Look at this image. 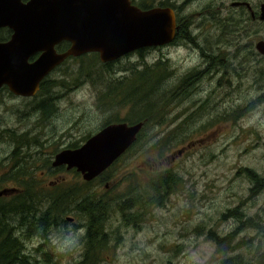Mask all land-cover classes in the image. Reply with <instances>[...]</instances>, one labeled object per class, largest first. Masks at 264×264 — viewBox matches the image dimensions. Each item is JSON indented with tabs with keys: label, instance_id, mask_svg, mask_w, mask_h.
<instances>
[{
	"label": "rangeland",
	"instance_id": "obj_1",
	"mask_svg": "<svg viewBox=\"0 0 264 264\" xmlns=\"http://www.w3.org/2000/svg\"><path fill=\"white\" fill-rule=\"evenodd\" d=\"M235 1L240 0L224 2L226 8L222 9L218 6L220 1L215 0L210 11L215 14L218 6V15L229 20L214 27L192 28L201 34L199 44L203 49L197 53L185 48L169 49L166 66L167 72L170 67L179 74L201 63V68L224 72L228 81L224 84L225 79L206 80L199 91V87L191 89L192 82L183 83L178 77L169 79L172 72H168L169 76L158 86L160 96L154 93L150 98L155 103L151 116L157 123L141 128L132 148L107 170L102 180L99 176L87 186L104 204L106 215L102 209L99 215L105 220L104 232L111 234L103 245L96 246L100 253L93 264H223L228 257H237L228 264H264V258L257 259L249 253L238 257L230 248L233 237L226 236L233 232L231 229L227 233L232 220V227H255L253 233L258 232L261 239L264 234V189L250 193L249 189L256 185L249 182L246 173L250 169L264 179V104L258 108L259 104L247 106L258 97V88L264 87V80H260L264 62L255 50V44L264 40V24L234 20L230 5ZM248 1L258 5L262 0ZM150 2L137 0L136 4L149 8L163 0ZM185 6L195 7L190 2ZM185 40L188 44L187 37ZM163 45L150 48L145 55L149 56L148 65L167 54ZM204 53L212 59H202ZM84 55V59L72 58L57 70L49 78L56 83L50 84L47 92L41 84L37 101L51 102L53 113L43 118L38 112L40 119H32L36 132L32 131L31 136L39 135L37 152L42 153L33 168L25 170V193L31 196L33 209L28 213L25 208L20 219L10 221L23 240V254L30 255L34 264H44L40 262L42 252H49L56 264H76L81 260V240L87 231V219L78 216L79 200L73 202L74 191L79 199L83 180L75 170L66 171L65 165L54 169L51 163L55 155L80 148L105 127L106 120L137 118L132 105L123 99L119 83L139 63L137 55L131 52L105 64L96 53ZM118 71H125V76L116 78L113 73ZM247 83L250 88L242 90ZM219 86L230 87L231 92L226 94ZM7 92L2 95L5 102L19 104L24 116L15 121L13 114H4L1 119L8 127L20 125L26 129L31 121L25 117L29 101L7 100ZM20 108L9 110L16 112ZM29 112L31 117L33 111ZM207 114L208 119L204 117ZM119 123L126 122L110 124ZM165 170L178 176L177 188L157 200L148 187ZM70 189L73 193L68 192ZM121 201L127 202L124 215L119 208ZM42 221L48 227L45 230L41 229ZM237 236L236 242L241 240ZM65 238L79 243L71 253L62 255L56 247ZM261 239L253 240L251 246L259 245ZM238 248L245 245L235 249ZM261 250L264 254V242Z\"/></svg>",
	"mask_w": 264,
	"mask_h": 264
},
{
	"label": "water",
	"instance_id": "obj_2",
	"mask_svg": "<svg viewBox=\"0 0 264 264\" xmlns=\"http://www.w3.org/2000/svg\"><path fill=\"white\" fill-rule=\"evenodd\" d=\"M124 5V6H123ZM165 11L141 12L129 0H0V27L13 30L12 39L0 43V87L7 85L18 96H31L39 83L66 58L98 53L110 62L135 50L163 45L174 35L173 22L166 27ZM259 20L264 21V3ZM66 41L67 52L54 46ZM264 56V40L255 44ZM41 55L29 63V57ZM143 124H110L78 149L55 155L53 167L75 169L91 181L109 168L136 141ZM71 221V219H69Z\"/></svg>",
	"mask_w": 264,
	"mask_h": 264
},
{
	"label": "flooded vegetation",
	"instance_id": "obj_3",
	"mask_svg": "<svg viewBox=\"0 0 264 264\" xmlns=\"http://www.w3.org/2000/svg\"><path fill=\"white\" fill-rule=\"evenodd\" d=\"M29 0H21V3H27ZM137 0H129V3L134 8L138 9L141 12L147 11H165L166 18L165 21L166 27H169L173 22L174 27V35L170 43L165 44L163 49L166 51V60H168L167 56L170 53L169 49H181L185 48L187 52L197 53L202 48V44H199V37L201 34L198 33L197 30H193L194 27H214L218 25V23L224 24L229 20V17L219 16L216 9L218 6H221L222 9L226 8V5H223L224 2L230 0H219L220 4L215 8V14H213L210 10H213V5L215 0H187L181 4V0L169 1L163 0V3H158L157 5H153L149 8L144 6H139L136 4ZM155 0H151L150 3H154ZM176 2V3H174ZM187 2L193 3L194 8L188 9L185 4ZM144 3V2H143ZM264 3V0L260 1L258 5H252L248 0H240L235 1L232 5H230L231 14L234 15L232 18L237 22L243 23L245 20L247 21H260L259 15L261 11V6ZM145 5L147 3H144ZM184 5V7H182ZM191 12H194L191 15ZM209 16H207V13ZM258 19V20H256ZM172 20V22H171ZM195 22V23H194ZM264 24V21H260ZM206 23V24H203ZM203 24V25H202ZM13 31L9 27H0V43L6 44L12 39ZM187 36L189 42L186 43L185 37ZM197 44V45H196ZM70 44L64 41L57 43L54 46V51L56 54L61 55L70 48ZM162 47V46H161ZM153 48V47H150ZM91 54V53H90ZM202 59H212L210 54L204 53ZM41 55L40 51L34 52L28 59V62L31 63L35 61ZM87 55H83L79 57L80 60L84 59ZM74 57L66 58L61 64L56 66L43 80L39 83V89L36 91L34 95L31 96H23L19 97L12 93L7 85H3L0 87V220H11V219H20L22 215L25 213V208L28 213L33 209V205L30 204L29 199L31 196L26 194L27 186L25 184V170L32 169L33 165L36 164L41 157V152H37L38 145L40 142L39 135L34 134L31 136L32 131L36 132V122L32 121V119H40L36 116L39 112L41 113V104L43 101H37L40 97V89L41 84L49 82L52 79V75L60 70L63 66H65L70 59ZM99 58V56H98ZM264 62V56L262 55V59ZM102 63V62H101ZM109 65V64H107ZM201 63L196 64L194 67L190 69H186L185 72H181L177 74L176 71H171V68H168V72H172L169 79L179 78V81L192 82L191 89L194 90L195 87H199L198 90L202 91V84L206 80H215L218 82V79L224 80V84L228 81L226 77H224L225 73L215 69L213 67H205L201 68ZM260 65V64H259ZM189 70V71H188ZM264 70V69H263ZM168 79V80H169ZM260 80H264V76L260 78ZM239 82L242 81V78L239 77ZM239 85L236 84L234 87L236 88ZM251 84L247 83L241 87L242 90L249 89ZM223 90H226V94L231 92L227 86H219ZM234 87L232 89H234ZM263 88L259 89L258 99L259 107L264 104L263 97L264 92ZM8 90L7 100H15V99H24L28 100L29 109L25 112V117L27 119H31L29 121V126L24 129L23 126L15 125L14 127H8L4 124L3 119L4 114H13L14 120L19 117H23L22 109L18 105H8L5 102L2 95L5 91ZM2 97V98H1ZM256 98V99H257ZM254 99L253 101H255ZM200 103H204L207 101L197 100ZM252 101V102H253ZM47 102V101H44ZM20 103V102H19ZM216 103V101H215ZM24 105V104H23ZM210 105V104H209ZM11 107H19L20 110L16 112L10 111ZM29 110L33 111L31 117H29ZM207 119L210 118V114L205 115ZM6 126V127H5ZM28 135L27 138H25ZM181 154V151L178 152V155ZM28 204V207H27ZM225 221V220H221ZM234 220L229 223V229L227 233L233 229L234 235H258L259 233H253V230L245 227H232ZM238 237V236H237Z\"/></svg>",
	"mask_w": 264,
	"mask_h": 264
},
{
	"label": "trees",
	"instance_id": "obj_4",
	"mask_svg": "<svg viewBox=\"0 0 264 264\" xmlns=\"http://www.w3.org/2000/svg\"><path fill=\"white\" fill-rule=\"evenodd\" d=\"M149 50L150 48H141L134 52L139 58V63H137L134 67H132L129 76H126L125 78L119 81L121 90L123 92V99L127 100V103L132 105L131 106L132 111L137 112V118L106 120L103 123V126H106L114 122H126L129 125H133L135 123H142L143 124L142 129H143L144 126L157 123V120L151 116L152 109L154 108L155 103L154 102L152 103L150 98L154 93L160 96L161 91L158 88V86L169 76V74L166 68L167 60L165 56L158 58L154 63L148 65L147 57L149 56H145V55ZM121 72L123 71H118L117 73H113V74L115 75L116 78L125 76L126 74L125 71L124 73ZM52 83H56V81L49 80V82L42 84V87H44V90L46 92L48 91L49 86ZM259 102L261 101H259V99L257 98L256 102H249L247 106L251 107L254 104H259ZM45 103H49V105ZM258 107L259 105L256 108ZM52 108L53 105L51 102L43 101L41 104L42 117L47 118L51 116V113H53ZM132 146L129 147L126 151L132 148ZM113 164L108 169H112ZM107 170H105L100 175L99 181L103 179ZM74 173L78 174L76 171H74ZM246 173L249 177V182L253 185L254 184L256 185L253 188L249 189L250 193L255 194L260 192V190L264 189V179L260 178L258 175H256L254 171L250 169H246ZM93 180H97V178ZM93 180H91L90 182H86V181L82 182L81 187H79V199L77 198L78 193L74 191V198H73L74 204H76L77 200H79V202L77 203V211L79 213L78 216L81 220H83L82 216H84V218L87 219L86 222H88L86 226L87 231H85V234L82 236V240H81L83 245V250L81 251V260L76 264H93V262L98 259V255L100 253V251L96 248V246L103 245L106 242L107 238H109V236L111 235V234L109 235L107 232H104L103 223L105 220L101 218L99 215V211L101 209L106 215V208L104 204H102V202L99 203L100 200L96 199L95 196L91 192H89L87 188V186L90 185L93 182ZM177 184H178V176L174 172L165 170L163 172L158 173V175L154 177V179L151 181L150 187L148 188L154 193L155 198H157V200H161L170 191L176 189ZM68 192L73 193V190L70 189L68 190ZM129 197H132V195H129ZM137 200L140 201V199ZM126 205L127 202L124 201H121L119 203V208L121 209L123 215L128 210V208H125ZM235 212H236L235 215H238L237 214L238 212L237 211ZM65 221L67 220L65 219ZM235 221L240 222L241 218H235ZM48 222H50V219L48 220ZM16 223L18 224V221H16ZM12 225H13V221L0 220V264H34V262L31 261L32 257L30 255L23 254V250H22L23 240L22 241L20 240L18 233L16 235V232H14ZM47 228L48 227L46 226V224L42 221L41 229L45 230ZM253 228L255 227H249L250 230H253ZM226 236L233 237V243L230 244V248L235 250L238 257L247 256V253H249L250 255L254 256L257 259H259L260 257L264 258L263 251L261 250L263 248L264 234L262 239L260 234L254 236L253 235L241 236V237L238 236L240 237L241 240L237 242H236V237L233 233L229 235L227 234ZM227 239L229 240L230 238ZM255 239H261L259 242L257 241L259 245L256 244L255 246H251L253 240ZM239 245H245V248H240V249L238 248V250H236L235 248H237ZM41 258H42V261H40L41 263L56 264V261L51 259V254L49 252H42ZM236 259L237 257H231V258L228 257L223 260V264H228ZM250 264H255V263H250Z\"/></svg>",
	"mask_w": 264,
	"mask_h": 264
},
{
	"label": "clouds",
	"instance_id": "obj_5",
	"mask_svg": "<svg viewBox=\"0 0 264 264\" xmlns=\"http://www.w3.org/2000/svg\"><path fill=\"white\" fill-rule=\"evenodd\" d=\"M78 243L79 242L75 239L69 240V239L65 238L62 242L58 243L56 250L59 254L67 255L75 249V247L78 245Z\"/></svg>",
	"mask_w": 264,
	"mask_h": 264
},
{
	"label": "bare ground",
	"instance_id": "obj_6",
	"mask_svg": "<svg viewBox=\"0 0 264 264\" xmlns=\"http://www.w3.org/2000/svg\"><path fill=\"white\" fill-rule=\"evenodd\" d=\"M28 212H29V211H28ZM25 215H26V214H25ZM29 215H30V214H29ZM29 215H28V216H29Z\"/></svg>",
	"mask_w": 264,
	"mask_h": 264
}]
</instances>
